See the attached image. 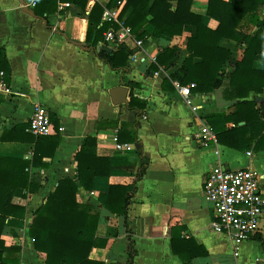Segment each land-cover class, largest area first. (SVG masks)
Listing matches in <instances>:
<instances>
[{"label":"crops","instance_id":"1","mask_svg":"<svg viewBox=\"0 0 264 264\" xmlns=\"http://www.w3.org/2000/svg\"><path fill=\"white\" fill-rule=\"evenodd\" d=\"M117 1L98 0L90 5L87 0H0V63L13 90L11 97L0 101V158H34L36 144L28 128L38 103L58 119L61 133L55 154L43 158L46 167L29 169L39 188L28 197L25 227L17 230L18 238L7 227L3 239L8 246L22 248L21 264H46V255L34 248L28 226L62 179L77 180L75 156L86 138L95 137L98 156L111 161L110 174L97 177L92 190L77 181L78 200L101 215L97 235L105 245L93 248V260L128 264L135 251L132 264H264V233L242 242L236 256L231 236L215 232L214 209L204 198L205 178L219 162L231 169L258 171L264 192V143L240 151L219 142H201L197 136L202 123L211 125L214 115L236 113L238 100L226 98L224 88L212 93L196 88L194 93L200 95L194 102L199 110L192 112L176 87L182 81L172 78L191 55L186 36L163 39L134 33L157 63L149 58L145 62L132 60L133 43L115 48L105 41L106 31L97 38L98 29L108 25L102 21L104 6L113 8ZM123 1L126 6L128 0ZM60 3L71 6L60 10ZM96 5L102 14L96 12L90 21ZM208 8V0L193 1L195 14L205 16ZM130 11L123 15L125 21ZM257 14L264 17V4ZM252 17L249 14L238 29L239 41H221L234 62L244 57L245 38L259 31ZM217 25L210 21L212 28ZM175 47L178 60L159 64L164 51ZM121 49L129 56L119 55ZM99 52L114 56V67ZM257 68L264 70V62L257 63ZM156 72L160 74L156 76ZM116 87L129 89L127 104L113 103L111 91ZM132 98L145 103L143 111L131 108ZM241 101H254L264 112V89L250 92ZM20 126H25L28 137L19 131ZM228 127L235 125L229 123ZM7 131L12 135L2 140ZM141 150L148 164L137 181L143 163ZM132 184L136 191L127 218L111 214L100 204V194L111 186Z\"/></svg>","mask_w":264,"mask_h":264},{"label":"trees","instance_id":"2","mask_svg":"<svg viewBox=\"0 0 264 264\" xmlns=\"http://www.w3.org/2000/svg\"><path fill=\"white\" fill-rule=\"evenodd\" d=\"M193 1L128 0L122 17L127 9L131 10L125 22L133 33L141 37L147 34L163 39L186 36L191 55L172 78L181 80L184 85L194 82L202 93L224 88L226 98H236L238 102L236 113L212 116L211 126L218 142L240 151L250 150L252 146L259 148L260 142L264 143V112L257 108L254 101L241 99L252 91L261 93L264 89V70L257 68V63L264 62V17L257 14L264 0H208L209 8L205 16L192 12ZM101 9L100 5H96L90 21L96 12L100 11L101 16ZM249 14L253 15L252 21L259 31L255 36L245 38L247 48L244 57L234 62L230 51L221 46V41L224 38L239 41L237 31L244 26ZM212 20L218 22L217 27L210 26ZM144 27L145 30L140 33ZM108 28L109 24L101 26L97 38ZM121 53L130 54L125 49H121L119 55ZM99 55L107 57L105 52H99ZM178 58L179 51L175 47L164 51L158 60L159 64L164 65L172 64ZM106 60L114 67V56ZM0 66L5 70L2 63ZM130 106L143 111L145 103L132 98ZM50 118L51 132L48 136L32 135L36 144L33 159L0 158V264H21L22 248L18 245L8 246L3 233L10 227L13 234L18 235L17 230L25 227L28 197L39 188L32 181L29 169L31 166L46 167L44 156L55 154L60 145V123L54 115L50 114ZM229 123L235 127H228ZM20 127L19 131L22 130L24 136L28 137L25 126ZM9 135H12L11 131L4 133L2 140H8ZM118 140L123 141L120 136ZM138 144L142 149V144ZM140 155L143 163L137 181L143 178L148 164L142 150ZM75 161L77 180L65 178L60 181L45 203L34 212L28 226L29 236L34 241L35 250L46 255V264H105L91 258L93 248L105 245L97 235L101 215L93 206L78 200L77 181L86 190H92L97 177L110 174L111 161L98 156L95 137L85 139ZM135 191V184L111 186L108 192L100 194L99 201L111 214L127 218ZM173 247L175 253L179 254L176 243H173ZM135 254V251L130 253L128 264H132Z\"/></svg>","mask_w":264,"mask_h":264},{"label":"built area","instance_id":"3","mask_svg":"<svg viewBox=\"0 0 264 264\" xmlns=\"http://www.w3.org/2000/svg\"><path fill=\"white\" fill-rule=\"evenodd\" d=\"M94 5L98 0H87ZM34 5L35 3L32 2ZM71 3H60V10L70 7ZM125 6L123 0H118L113 8L104 6L102 21L109 24L104 34L105 41L118 48L121 45L133 43L135 53L131 59L145 62L147 58L152 63H157L156 56H151L144 51V41L137 39L122 18ZM139 54H143L139 57ZM160 72H156L158 76ZM180 95L192 112L197 114L199 106L194 99L199 93H194L197 84L192 82L187 85L176 83ZM12 85L8 80L7 72L0 66V101L11 97ZM28 130L36 137L48 136L51 132V118L49 109L43 104H36ZM197 138L205 143H218L214 128L202 123L201 132ZM121 148L120 145L117 146ZM263 176L251 168L231 169L219 162L209 171L204 181V198L213 207L215 220L213 228L216 233L227 232L235 243L238 255L239 245L258 233H264V192L261 188Z\"/></svg>","mask_w":264,"mask_h":264},{"label":"water","instance_id":"4","mask_svg":"<svg viewBox=\"0 0 264 264\" xmlns=\"http://www.w3.org/2000/svg\"><path fill=\"white\" fill-rule=\"evenodd\" d=\"M107 50V48H105ZM129 93V89L126 87H116L112 89L111 91V96L113 103L115 105H122V104H127V95Z\"/></svg>","mask_w":264,"mask_h":264},{"label":"rangeland","instance_id":"5","mask_svg":"<svg viewBox=\"0 0 264 264\" xmlns=\"http://www.w3.org/2000/svg\"><path fill=\"white\" fill-rule=\"evenodd\" d=\"M15 237H17L18 238V236L16 235ZM17 242V241H16ZM19 242V241H18Z\"/></svg>","mask_w":264,"mask_h":264}]
</instances>
